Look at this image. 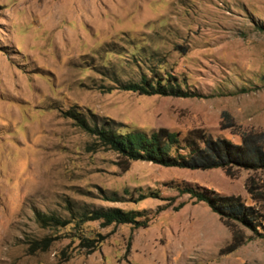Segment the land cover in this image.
I'll use <instances>...</instances> for the list:
<instances>
[{"label": "rangeland", "instance_id": "obj_1", "mask_svg": "<svg viewBox=\"0 0 264 264\" xmlns=\"http://www.w3.org/2000/svg\"><path fill=\"white\" fill-rule=\"evenodd\" d=\"M142 77L200 97L106 91ZM70 109L91 127L147 135L202 130L239 143L237 132L264 131V0H0V264H264V199L245 189L253 177L264 191V172L143 161L123 172L64 117ZM224 113L233 127L222 128ZM177 186L259 208L258 235ZM152 192L160 198L137 200ZM110 209L139 212L147 226L53 228L36 215ZM233 231L243 244L221 253ZM81 232L103 239L93 253L79 249ZM45 237L50 246L29 254Z\"/></svg>", "mask_w": 264, "mask_h": 264}, {"label": "trees", "instance_id": "obj_2", "mask_svg": "<svg viewBox=\"0 0 264 264\" xmlns=\"http://www.w3.org/2000/svg\"><path fill=\"white\" fill-rule=\"evenodd\" d=\"M117 85L106 88L107 92L113 89L137 93L139 95L170 96L177 98L200 97L198 94L182 91L179 86L171 84H161L157 82L155 86L142 77L140 82H121L115 78ZM64 117L76 121L77 125L90 136L96 139L98 147H102L114 152L118 158V166L121 171L129 170L132 162L143 161L166 168H178L190 171H210L221 169L226 176L233 178L235 170H245L251 172H264V131L237 132L240 142L233 143L224 137H212L202 130H192L181 136L178 132H171L166 128H160L147 135L142 131H119L113 128L107 121L105 126L91 127L85 118L73 109L63 112ZM222 128L233 127V122L224 113ZM105 121V120H104ZM180 195H188L195 203H204L210 210L220 218L240 224L249 230L253 235H258V227L263 219L262 212L255 206L246 205L240 197L220 196L208 189H196L187 186H177ZM247 194L253 202L260 203L264 199L263 186L253 177L247 179L245 184ZM160 198L156 192L148 196L140 195L138 201L146 198ZM105 198V197H104ZM114 202V199H107ZM38 222L43 227L64 228L74 222V226H81L88 222H99L102 227L111 225H131L133 228H145L147 217L141 219L143 215L134 211H123L120 209H110L106 211H93L81 213L79 216L71 214L69 221L58 216L43 215L36 213ZM79 241V249H85L88 253H93L102 243L100 236H86L83 232L76 236ZM52 237H45L40 241H32L28 246V253L37 251L43 252L51 242ZM243 244L241 235L236 231L232 233L230 244L221 253L235 251Z\"/></svg>", "mask_w": 264, "mask_h": 264}]
</instances>
